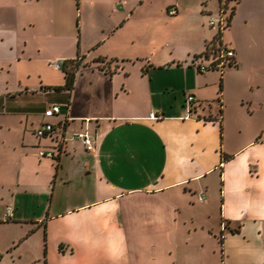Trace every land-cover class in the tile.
<instances>
[{
    "label": "crops",
    "instance_id": "crops-1",
    "mask_svg": "<svg viewBox=\"0 0 264 264\" xmlns=\"http://www.w3.org/2000/svg\"><path fill=\"white\" fill-rule=\"evenodd\" d=\"M143 1L45 0L50 7L48 22L71 37L76 33L78 43L89 41L90 30L98 34L94 45L77 51L85 53L79 55L98 74L96 78L107 82L104 76H108L111 87L107 86V98L93 101L97 108L91 113L82 95L85 88L76 90L81 72L76 73L70 91L57 92L67 93L68 107L63 114L60 108L53 123L64 122L67 135L86 126L94 149L88 151L79 140L70 138L60 145L56 158H40L54 166L55 177L63 172L62 188L68 184L70 192L73 184L74 196L82 203L31 224L13 220L18 219V212L10 203L12 214L0 225L14 228L19 240L11 239L6 252L19 253L20 246L34 248L27 240L40 229L41 241L45 234L50 244L44 257V243H40L43 256L33 260L37 263L54 264L61 258L60 264H73L72 258L78 257L82 261L76 264H110L107 261L122 256L127 247L142 246L141 242L157 250L161 261H172L167 251L176 248L177 239L184 245L201 241L203 237L196 234L201 229L207 241L216 232L222 233L224 264H264V0L229 3L233 15L219 32V40L231 45L235 57L221 75L216 70L192 71L218 31L205 27L203 16L218 13L220 0L214 6L209 4L212 0H204L198 9H191L193 14H187L177 1L168 5L176 7V15L163 13L161 17L178 24L182 40L162 35L160 17L152 9L137 19L138 35L131 31ZM74 22L77 32L71 26ZM47 35L57 36L54 30ZM109 40L119 44L117 52L105 49ZM135 48H142V55L128 52ZM105 60L109 62L102 67ZM129 66L134 70L132 80L123 73ZM57 70L59 80L51 84L37 75V83L28 86L22 74L15 95L53 91L46 87L64 83L63 72ZM111 89L113 96H109ZM185 94L194 95L200 103L196 114L188 118L183 117ZM44 109L27 105L0 121V129L8 136L13 132L19 143L13 164L20 171L39 166L35 149L53 144L49 136L33 137L42 124ZM4 143H11L8 137ZM20 177L24 183L17 186V195L50 193L51 204L55 182L39 184L36 179ZM57 196L55 200L60 201ZM177 217L190 220V227L183 224L179 234L174 230ZM215 217H219L218 225H214ZM197 222L201 227L194 225ZM183 231L187 236L182 238ZM61 243L72 251L59 250ZM0 264H7L1 251Z\"/></svg>",
    "mask_w": 264,
    "mask_h": 264
},
{
    "label": "rangeland",
    "instance_id": "rangeland-1",
    "mask_svg": "<svg viewBox=\"0 0 264 264\" xmlns=\"http://www.w3.org/2000/svg\"><path fill=\"white\" fill-rule=\"evenodd\" d=\"M130 1L132 4H137L139 0ZM175 1H177L182 6H185L187 14L192 12L191 9L193 8L198 9L199 6H201V4L204 2V0H144L143 3L140 4V8L137 13L138 16L134 20V27H131V31H134L136 35H138L137 30L140 28L138 27L140 20L137 19L143 17L149 12V9H152L151 11L156 14V17H160L158 18V27L161 29L162 35L164 37H181V40L185 39L182 36L183 33L180 32L178 24H176L174 20L170 21L165 17H161L163 16V13H166V6L168 8H176L173 5L168 6L169 4H174ZM48 3L49 2H45V0H0V121L6 115L18 114L19 111L27 105L33 107L37 106L38 108L45 107L46 109L52 104H56L61 108V114L65 113L66 108L68 107L67 93H57L55 91L48 90L46 92L39 91L34 94H29L27 97L16 96L15 93L20 90L19 88L21 86L20 80L22 79V74V80H27L28 86H32L37 83V75L41 76L40 79H43L44 81L46 80L47 83L51 84L54 81H58L60 77L58 70L53 65L54 61L60 62L63 59H72L76 57V55L82 54L77 51L78 49L80 50V48L83 46L86 47V44L91 43L94 45L97 42L96 38L98 34L95 33L94 30L88 31L89 41L82 39L80 43H78L79 39L76 33H74V36L71 37L69 34L63 31L62 27H58V25L49 23L50 7ZM215 3V0L209 2L211 6H214ZM225 6L229 7V4H226ZM111 17L113 20H116L115 14H111ZM211 18L214 19L215 22L214 28L218 30L217 24L219 21V16L217 12L203 16L204 26L209 27V21ZM34 20L37 24V27L33 26ZM75 25L76 24L74 22L71 26L73 27L74 31L77 32L78 28L75 27ZM50 30H54L57 36L54 38L48 36L47 34ZM121 38L124 39L123 36H121ZM156 38L158 40L159 36H156ZM222 43L227 48H232L229 43L225 41H222ZM118 46L119 44L112 40H109L104 44V47L108 52L112 50L117 52L120 49ZM141 50L142 48H135L134 51L128 50V52L131 55L136 54V56H139L142 55L143 51ZM82 55H85V53ZM77 60L80 64L78 71L83 75L79 80H77L76 90L80 91L82 87L85 88L86 92L82 93V95L85 96L84 98L88 111L91 113L97 108V105L93 101L107 98V86L111 87V84L108 82V76H104L107 82H103L102 79L96 78V75L98 74H94L88 69V67H86L88 62L81 55L78 56ZM107 62H109V60H105V62L102 64V67H105ZM93 63L96 64L95 62ZM133 66H129L130 68L128 67L123 70V73H127V78L129 80H132L133 78V74L131 72H134V70H132ZM144 66L145 63L140 65L141 68ZM135 67L137 66L135 65ZM135 69L137 70L138 67ZM226 69L227 67L224 68L223 71ZM192 71L196 72L197 70L193 67ZM223 71L220 72L217 70V73L221 75ZM106 83H108V85ZM109 93H111L109 96H113L112 89ZM40 117L42 123H53L54 116L46 117L42 112ZM27 128L29 130V127ZM66 136L67 141L69 140V136H71V134ZM7 137L8 142H11L9 145L4 143L7 141ZM33 137L34 140L38 138L35 135H33ZM35 146L37 145L35 144ZM52 147L53 145L49 144L46 147H37L35 150L36 152L41 148L50 150ZM18 151L19 143L16 142L14 133L11 132L10 136H8L3 132L2 129H0V222H3L4 220L2 211L5 209L6 205L12 204L11 206L16 208L18 212V219L14 218L13 220H25L31 224V221L33 220H42L45 217L55 216L64 208H74L75 205L82 203L80 199L74 196L73 184V186H70V192L68 184L62 188L60 182L64 178L63 172L59 171L55 177V169L54 166H51L50 161L42 159L39 156H35L36 161H41L39 166H33V168L27 166L22 171H20L18 167L15 168L13 163L15 160H17ZM46 161H48V163ZM21 174L25 180L27 178H33L36 179V182L39 184L44 180H48L51 185L55 182V190L53 191L54 194L51 204L50 193H48L47 196H40L37 194L34 196L28 195L23 197L17 195V186H21V184L24 183L20 179ZM62 192L64 193L65 197L61 195ZM58 193L59 196L56 195ZM55 196L60 198V201L58 200L59 202L55 200ZM87 198L88 200L92 199L89 191L87 192ZM218 218L219 217L213 218L214 225H218ZM183 224L188 225L187 227H190L189 218L177 217L174 227L175 232L178 229L177 233H181ZM194 225L201 227L199 222L194 223ZM232 226L235 227V225ZM30 228H33V226ZM202 232L203 231L200 229L196 233L203 237L201 241L190 242L188 245H184L182 240L177 239L176 248L167 251L171 256L172 261H161V255L157 254V250H149V247L144 246L141 242L140 244L142 246L137 247L134 250L129 249L130 247H127V249L125 248L127 251H124L122 256L119 258L117 257L110 259L107 262H111L110 264H224L222 253L220 251V234L222 233L216 232L215 238H210L209 241H207L205 239L206 237L202 235ZM183 233V235L180 234L182 235V238L183 236H187L185 235V231H183ZM16 234L17 233L15 232L14 228L5 226L4 224L0 225V251L3 255H5L7 264H44L42 262L37 263V261L33 260L42 258L43 255L40 243L43 241L46 246H49L50 239L41 241V231L38 229L35 235H31L27 240L29 245L33 244L35 246L34 248L29 246H20L18 250L19 253L14 254L12 252H6L8 249V242H10L11 239L15 240V242L19 240V238L16 237ZM129 245H132V243ZM247 245L250 247L249 244ZM63 246L64 245L61 243V250H63V252L72 251L68 245L64 247ZM35 250H37L38 254H36ZM55 250L58 251L57 246L55 247ZM262 253L264 255V246H262ZM19 255L21 256L20 259L18 258ZM59 259L61 258H56L54 260V264H60L61 262L58 261L62 260ZM98 259L99 260L96 261H101L100 258ZM72 261L73 264H76L78 263L77 261L82 260L76 257L72 258ZM92 261L94 262L95 260L92 259Z\"/></svg>",
    "mask_w": 264,
    "mask_h": 264
},
{
    "label": "built area",
    "instance_id": "built-area-1",
    "mask_svg": "<svg viewBox=\"0 0 264 264\" xmlns=\"http://www.w3.org/2000/svg\"><path fill=\"white\" fill-rule=\"evenodd\" d=\"M167 15H174L176 13V8L169 7L166 10ZM219 21L217 24V29L221 31L225 26V17L222 12H218ZM215 22L214 19H210L209 26H214ZM234 57L235 52L234 49L230 47H226L223 43L219 40V36L215 38L213 41L206 46L203 54L199 57L201 62L195 64L196 70L198 72H205L207 70H218L223 71L224 68L231 67V64H234ZM206 61V62H204ZM53 65L56 69L59 68L60 62L54 61ZM200 103L195 99L194 95L192 94H185L184 95V118L191 117L196 114ZM60 110V107L56 104H52L50 107H47L43 111V115L46 117H52L56 115ZM60 123V122H59ZM64 124V122H62ZM55 124L52 122L42 123L34 130V134L37 137L42 136H49L53 142V147L50 150L39 149L37 154L39 157H49V158H56L58 155V150L60 145L63 142H66V135L65 130L63 129V124ZM70 138H74L79 140L85 147L86 150L90 151L94 149V140L92 137L91 132L85 126L80 131L74 132L69 136ZM199 200L202 199L200 196ZM12 214V207L10 205H6L3 215L4 219L10 217Z\"/></svg>",
    "mask_w": 264,
    "mask_h": 264
},
{
    "label": "trees",
    "instance_id": "trees-1",
    "mask_svg": "<svg viewBox=\"0 0 264 264\" xmlns=\"http://www.w3.org/2000/svg\"><path fill=\"white\" fill-rule=\"evenodd\" d=\"M237 0H220V6H219V10L218 12H222L223 11V14H224V17H225V26L224 28H226L229 23H230V20H231V17L233 15V6H225L226 4H229V3H236ZM223 28V29H224ZM219 30L217 31V34L214 36V38L211 40L213 41L215 38H217L219 36ZM207 46V45H206ZM206 46H205V49H206ZM78 56L79 55H76V57L72 58V59H63L62 61H60V66H59V70L63 72L64 74V83L62 85H55V86H48L46 87L47 89H51L55 92H59V91H62V90H66V91H70L72 89V86H73V82H74V78H75V75L76 73L78 72V68L80 66V64L78 63ZM196 59L197 57L194 56ZM193 57V58H194ZM98 61H102V59H96ZM232 66V64H231ZM221 81V80H220ZM219 89H221V84H219ZM224 159L226 158L225 156L223 157ZM227 222H225V226H226ZM231 232H235L234 229H231L230 230ZM44 240H45V234H44ZM220 245H221V253H222V241L220 240ZM59 250H61V244L58 246ZM43 255L45 257L46 255V245L44 243L43 245ZM43 263L45 264V261H43Z\"/></svg>",
    "mask_w": 264,
    "mask_h": 264
}]
</instances>
